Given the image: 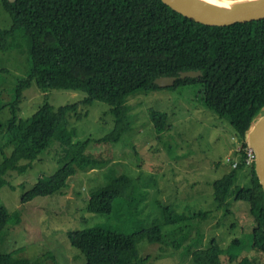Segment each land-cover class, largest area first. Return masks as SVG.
Masks as SVG:
<instances>
[{
  "label": "trees",
  "instance_id": "16d2710c",
  "mask_svg": "<svg viewBox=\"0 0 264 264\" xmlns=\"http://www.w3.org/2000/svg\"><path fill=\"white\" fill-rule=\"evenodd\" d=\"M1 2L12 22L0 28V51L27 53L29 67L26 76L18 79L12 99L0 105V112L9 108L11 113L5 123L0 121V189L9 171L24 172L32 167L55 138L70 146L69 159L48 179L40 177L25 190L21 201L64 194L78 170L97 169L109 162L88 149L91 138L73 140L69 115L80 119L88 114V110L80 113L81 106L88 107L95 101L107 103L114 126L96 142L119 144L134 129L136 115L131 114L127 104L131 96L139 94L138 90L160 89L155 83L158 77L201 70L202 75L178 78L171 86L200 83L204 105L229 120L241 147L237 149L239 160L234 158L230 171L211 182V209L180 212L173 204L152 198L150 190L129 174L107 166L104 180L90 191L85 205L91 215L83 219L93 224L68 229L67 237L84 254L85 264H148L150 254L141 257L138 242L146 239L165 243L166 227L177 225L181 231L171 243L175 250L182 249L181 258H189L188 264H264V190L255 162H247L246 142L252 121L264 107V19L207 25L186 17L162 0ZM33 83L43 91L74 90L86 96L59 107L46 101L30 118L23 119V93ZM147 110L157 133L172 128L167 111L154 107ZM7 147H11L9 154L4 151ZM22 160L28 162L22 164ZM245 167L248 182L237 186V170ZM150 201L153 211L146 210ZM240 201L246 206L237 210L236 202ZM222 207L226 211L220 216ZM244 210L255 226L249 235L241 229L240 236H234L226 246L215 235L205 243L201 226L185 227L193 220L215 218L218 223L229 224L231 213ZM111 214L117 218L127 216L131 225L123 228L98 222L97 215ZM93 216L96 221L91 220ZM239 216L240 212L236 213L235 221L229 224L231 230L240 227ZM8 219V210L0 205V232ZM242 235H246L247 243ZM23 248L0 252V264H41L40 256H20Z\"/></svg>",
  "mask_w": 264,
  "mask_h": 264
},
{
  "label": "rangeland",
  "instance_id": "374dc122",
  "mask_svg": "<svg viewBox=\"0 0 264 264\" xmlns=\"http://www.w3.org/2000/svg\"><path fill=\"white\" fill-rule=\"evenodd\" d=\"M11 22L0 0V28L9 27ZM28 67L27 53L15 49L0 51V105L12 99L14 87L19 78L26 76ZM137 92L139 94L131 96L127 102L131 114L136 115L134 129L125 134L119 144L96 142L114 126V116L107 103L95 101L88 107L81 106L80 113L88 110V114L80 119L74 114L69 115L73 140L91 138L88 149L100 160L104 158L109 162L97 169L78 170L70 178V187L64 194L39 196L27 203L21 201L25 190L31 188L40 177L48 179L69 159L70 146L55 138L32 167L24 172L9 171L6 174V183L0 189V205L8 210L9 219L6 228L0 232V252L24 247L20 256L30 259L40 256L41 264H85L84 254L70 243L67 231L93 224L83 219L91 215L85 210V205L90 191L104 180L107 166L114 167L119 173L129 174L150 190L152 198L156 197L164 204H173L180 212L211 209L214 202L211 182L230 171L232 161L238 156L237 149H241L233 126L226 117L219 116L204 105L200 83ZM85 96V92L74 90L43 91L33 83L23 93L20 116L30 118L46 101L59 107L78 102ZM149 107L167 111L172 128L162 134L157 133L150 121ZM10 116L9 108H4L0 112V121L5 123ZM4 151L9 154L11 147ZM2 160L0 152V162ZM27 162L22 160L21 163ZM248 176L247 167L238 168L237 186L246 185ZM151 201L146 210L155 209ZM236 203L237 210L246 206L242 201L240 205ZM222 208L220 216L226 211L225 207ZM239 212L241 221L237 226L240 227L231 230L229 224L235 221L234 217ZM236 213H231L233 216L228 218L229 224L218 223L215 218L200 222L193 220L185 227L201 226L205 232V243L215 235L226 246L234 236H240L241 229L249 235L255 226L247 210ZM125 217L97 215L100 223L128 228L131 221ZM91 220L97 219L93 216ZM180 231L177 225L166 227V242L162 244L150 243L146 239L139 241L140 256L150 254L148 264H188L189 258L184 261L181 258L182 249L175 250L171 243L178 238ZM241 239L247 243L246 235H242Z\"/></svg>",
  "mask_w": 264,
  "mask_h": 264
},
{
  "label": "water",
  "instance_id": "95a60500",
  "mask_svg": "<svg viewBox=\"0 0 264 264\" xmlns=\"http://www.w3.org/2000/svg\"><path fill=\"white\" fill-rule=\"evenodd\" d=\"M172 9L207 25H231L264 19V0H162ZM201 70L181 71L178 76L155 79L160 87L174 85L178 78L198 77ZM246 142L255 154V170L264 190V107L252 121Z\"/></svg>",
  "mask_w": 264,
  "mask_h": 264
},
{
  "label": "built area",
  "instance_id": "2783aa9c",
  "mask_svg": "<svg viewBox=\"0 0 264 264\" xmlns=\"http://www.w3.org/2000/svg\"><path fill=\"white\" fill-rule=\"evenodd\" d=\"M255 160V154L254 151L251 148L247 149V162H254ZM236 165V162L234 163V166Z\"/></svg>",
  "mask_w": 264,
  "mask_h": 264
},
{
  "label": "clouds",
  "instance_id": "9594fccd",
  "mask_svg": "<svg viewBox=\"0 0 264 264\" xmlns=\"http://www.w3.org/2000/svg\"><path fill=\"white\" fill-rule=\"evenodd\" d=\"M248 148H250V147L248 146ZM254 162H255V160H254Z\"/></svg>",
  "mask_w": 264,
  "mask_h": 264
}]
</instances>
